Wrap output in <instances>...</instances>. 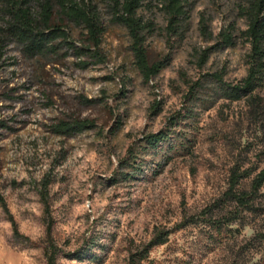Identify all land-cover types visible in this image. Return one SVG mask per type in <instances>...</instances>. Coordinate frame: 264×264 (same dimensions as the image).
<instances>
[{
	"label": "rangeland",
	"instance_id": "rangeland-1",
	"mask_svg": "<svg viewBox=\"0 0 264 264\" xmlns=\"http://www.w3.org/2000/svg\"><path fill=\"white\" fill-rule=\"evenodd\" d=\"M238 1L190 0L184 35L170 41L156 10L149 59L169 55L170 61L148 82L136 69L126 30L107 21L105 61L87 69L75 65L70 51L27 58L18 42L6 45L0 59L6 125L0 126V264H47L48 223L60 250L55 264H264V185L253 209L232 213L235 204L224 202L232 169L250 171L238 185L249 191L264 167V85L255 91L256 113L249 100L225 98L206 75L221 73L235 84L247 74L249 43L240 35L247 25ZM229 26L236 44L218 49V33ZM69 30L75 38L78 29ZM195 82L198 95L189 101L185 94ZM179 113L191 118L173 134L185 136L189 147L168 152L169 158L143 152L144 136L168 128V118ZM59 119H89L95 126L57 136L50 126ZM116 121L122 123L112 134ZM131 158L142 169L125 167ZM123 172L135 176L126 180ZM3 201L33 246L14 238ZM206 209L213 219L231 220L222 233L207 224ZM160 231H170L167 241L149 247ZM86 243L92 244L87 253L75 257Z\"/></svg>",
	"mask_w": 264,
	"mask_h": 264
},
{
	"label": "trees",
	"instance_id": "trees-1",
	"mask_svg": "<svg viewBox=\"0 0 264 264\" xmlns=\"http://www.w3.org/2000/svg\"><path fill=\"white\" fill-rule=\"evenodd\" d=\"M237 7L238 13L244 17L247 25L240 32L244 40L249 43L247 74L235 84L224 81L221 73L206 75L225 98L230 101L249 100L253 111L258 113L261 103L255 91L264 85V0H239ZM156 10L164 15L167 39L170 41L182 38L190 20V0H0V17L3 20L2 28H0V59L4 55L3 49L6 45L10 41H16L21 44L22 52L27 58L56 54L60 50L70 51L77 59L75 65L79 69H87L90 65L105 61L101 44L107 21L120 25L126 30L136 69L144 81L148 82L170 61L169 55L156 61L149 59L147 43L158 29L154 21ZM199 24L203 33H206L204 19H201ZM73 28L78 29L75 38L69 30ZM234 29V26L221 29L214 45H217L218 49L233 47L236 44ZM209 50L210 48H206L202 52L200 66L206 63ZM198 84V82L190 84L185 99L192 101L197 98L195 87ZM83 100L89 103L96 101L94 98H83ZM159 103L157 101L153 109H159ZM190 118L191 115L182 113L169 117L168 128L144 136L143 143L140 145L143 152L164 153L169 158L170 151L176 153L180 149L186 150L190 145L186 141L187 138L182 136L179 139L173 133H176L174 129L176 125H181L183 121ZM116 122L118 125H114L112 134L120 128L122 123ZM0 126L6 127L1 120ZM94 126L95 123L89 119H59L51 124L50 131L57 136H71ZM172 137L175 142H172ZM163 147H166L165 151H162ZM134 161L135 158L126 161L125 167L131 165L135 169H142V164L134 165ZM249 175L250 171L246 169L231 171L229 186L224 192V202L235 204L232 213L240 212L241 209H253L259 190L264 185L263 167L252 178L249 191L239 189L240 180ZM122 176L128 180L135 175L130 173L127 176L123 172ZM46 189L47 186L45 191ZM43 202L48 208L46 197H43ZM1 203L7 220L11 223L14 238L20 243L33 246L34 243L19 232L17 222L6 203L4 201ZM203 214L207 216L205 218L207 224L217 233H222L231 221L224 218L213 219V216L208 214V209L204 210ZM169 234L170 231H160L149 247L164 244ZM91 246L92 244L86 243L84 248L74 251L73 255L80 257L82 252L87 253ZM45 251L47 264H55L60 250L52 238L50 223L47 227Z\"/></svg>",
	"mask_w": 264,
	"mask_h": 264
}]
</instances>
